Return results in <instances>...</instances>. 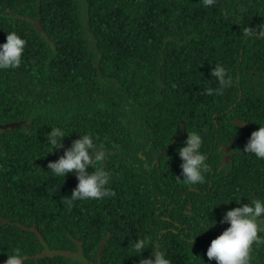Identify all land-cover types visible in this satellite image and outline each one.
Instances as JSON below:
<instances>
[{
    "label": "trees",
    "instance_id": "obj_1",
    "mask_svg": "<svg viewBox=\"0 0 264 264\" xmlns=\"http://www.w3.org/2000/svg\"><path fill=\"white\" fill-rule=\"evenodd\" d=\"M247 26L264 28V0H0V43L26 41L0 70V264L14 249L26 264H138L144 236L171 264H208L223 213L264 199V160L243 151L264 124V38ZM217 64L232 79L219 94ZM51 127L68 135L49 152ZM192 131L208 168L196 185L177 178ZM85 132L108 149L116 195L69 207L76 177L47 163ZM250 257L264 264V244Z\"/></svg>",
    "mask_w": 264,
    "mask_h": 264
},
{
    "label": "clouds",
    "instance_id": "obj_2",
    "mask_svg": "<svg viewBox=\"0 0 264 264\" xmlns=\"http://www.w3.org/2000/svg\"><path fill=\"white\" fill-rule=\"evenodd\" d=\"M204 7H212L216 0H201ZM243 39L264 38V28L245 27L242 33ZM26 41L14 31L6 34L5 40L0 43V70L15 69L21 63ZM209 76L215 78L220 85L216 89L219 94L222 88L232 85V79L228 76L224 66L217 64L211 67ZM212 88L205 90L206 95L213 94ZM45 134L51 152L53 149L62 147V138L67 136L62 127H51ZM202 137L196 132H186L183 145L177 149L180 158V177L185 184H202L204 175L208 168L205 163L206 157L201 151ZM244 153H250L257 159L264 160V124H259L253 130L247 142L243 146ZM48 152V153H49ZM108 149L102 143L97 142V137L90 132L79 134L68 147L63 148L62 155L54 161L47 163V168L57 177L63 179L67 174L76 177L77 183L71 191L70 199L65 203L71 207L74 201L101 200L106 197L115 196L116 193L109 187L111 172L103 167L104 161L108 159ZM92 169L89 171L88 169ZM230 199L224 201L228 204ZM239 206L227 209L220 222L227 223L215 238L211 239L205 255L208 264L215 260L216 264H250V253L252 246L264 244V199H253L248 203H240ZM215 223V221H214ZM203 226V231L210 228ZM202 232V231H201ZM192 243V240H191ZM151 249L148 256L142 253ZM131 254H135L138 264H171L158 244H153L147 236L136 238L132 243ZM3 264H26V258L19 249H14L6 254Z\"/></svg>",
    "mask_w": 264,
    "mask_h": 264
},
{
    "label": "flooded vegetation",
    "instance_id": "obj_3",
    "mask_svg": "<svg viewBox=\"0 0 264 264\" xmlns=\"http://www.w3.org/2000/svg\"><path fill=\"white\" fill-rule=\"evenodd\" d=\"M225 158H226V159H225ZM228 158H229V155H225L223 159H224V161H225V160H227Z\"/></svg>",
    "mask_w": 264,
    "mask_h": 264
},
{
    "label": "water",
    "instance_id": "obj_4",
    "mask_svg": "<svg viewBox=\"0 0 264 264\" xmlns=\"http://www.w3.org/2000/svg\"><path fill=\"white\" fill-rule=\"evenodd\" d=\"M228 150H229V148L226 149V151H228ZM225 159H226V158H225ZM101 245H102V244H101ZM101 247H102V246H100V248H101Z\"/></svg>",
    "mask_w": 264,
    "mask_h": 264
}]
</instances>
